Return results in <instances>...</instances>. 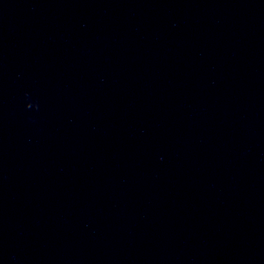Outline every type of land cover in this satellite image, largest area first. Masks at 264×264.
<instances>
[{"label":"water","instance_id":"obj_1","mask_svg":"<svg viewBox=\"0 0 264 264\" xmlns=\"http://www.w3.org/2000/svg\"><path fill=\"white\" fill-rule=\"evenodd\" d=\"M0 264H264V0H0Z\"/></svg>","mask_w":264,"mask_h":264}]
</instances>
